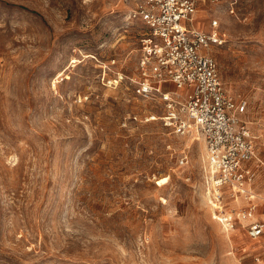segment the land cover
Listing matches in <instances>:
<instances>
[{
    "label": "rangeland",
    "instance_id": "rangeland-1",
    "mask_svg": "<svg viewBox=\"0 0 264 264\" xmlns=\"http://www.w3.org/2000/svg\"><path fill=\"white\" fill-rule=\"evenodd\" d=\"M141 1L0 0V264H264L213 217L205 142L137 94ZM198 5L264 159V0Z\"/></svg>",
    "mask_w": 264,
    "mask_h": 264
},
{
    "label": "built area",
    "instance_id": "built-area-1",
    "mask_svg": "<svg viewBox=\"0 0 264 264\" xmlns=\"http://www.w3.org/2000/svg\"><path fill=\"white\" fill-rule=\"evenodd\" d=\"M198 3L143 0L131 12V18L140 19L147 28L140 39L137 94L159 101L175 134L203 138L209 167L207 196L214 219L226 231L245 225L249 238L258 241L264 237V217H259L255 183L264 173V159L244 118L247 102L227 93L211 52L226 41L220 22L212 20L208 30L198 27ZM234 4L231 14H235ZM238 199L246 205L230 211L228 203Z\"/></svg>",
    "mask_w": 264,
    "mask_h": 264
},
{
    "label": "crops",
    "instance_id": "crops-1",
    "mask_svg": "<svg viewBox=\"0 0 264 264\" xmlns=\"http://www.w3.org/2000/svg\"><path fill=\"white\" fill-rule=\"evenodd\" d=\"M264 173H262L259 177H258V179L256 180V183H255V190H256V192L258 193V191H257V189H256V187L258 186V183H259V181L261 180V178L263 177L262 175H263ZM259 196H260V198H259ZM264 197H262L261 196V194L260 193H258V200H257V203L259 204V211H260V215H259V217H264ZM230 205L233 207V206H235V207H237V209L239 210V209H241L242 207H244L245 205H246V203L243 201V199H238L237 201H230L229 203H228V207H230ZM236 209V208H235ZM244 224H246V223H244ZM245 226V225H244ZM244 226H239L238 227V229L236 230V231H243V232H245L246 234H247V232H246V229L244 228ZM247 236H248V234H247ZM249 237V236H248ZM250 239V238H249ZM251 241H253L254 243H259L260 244V246L264 243V237L263 238H261L260 240H258V241H254V240H252V239H250ZM262 249V248H261ZM264 255V254H263Z\"/></svg>",
    "mask_w": 264,
    "mask_h": 264
},
{
    "label": "bare ground",
    "instance_id": "bare-ground-1",
    "mask_svg": "<svg viewBox=\"0 0 264 264\" xmlns=\"http://www.w3.org/2000/svg\"><path fill=\"white\" fill-rule=\"evenodd\" d=\"M199 140H202L203 144H204V141L203 139L201 138L200 135H197V134H191V139H190V142L189 143H193L194 141H199ZM206 156V155H205ZM206 158V157H204ZM262 196V195H261ZM260 198V196H259ZM205 201H206V198H205ZM227 232H232V231H227ZM234 255V254H233Z\"/></svg>",
    "mask_w": 264,
    "mask_h": 264
}]
</instances>
